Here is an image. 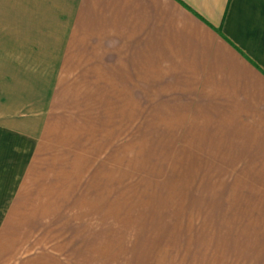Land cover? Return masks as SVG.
<instances>
[{
    "label": "crops",
    "instance_id": "1",
    "mask_svg": "<svg viewBox=\"0 0 264 264\" xmlns=\"http://www.w3.org/2000/svg\"><path fill=\"white\" fill-rule=\"evenodd\" d=\"M18 1L42 2L41 15L57 18L49 24L58 38H44L43 49H58L78 72L61 66L41 105L19 102L13 112L30 111L0 122V244L19 246L40 230L58 256L92 250L76 242L92 241L86 221L113 205L96 199L124 160L114 156L129 134L124 114L145 113L146 97H170L157 129L185 122L197 162L187 176L217 178L221 206L235 213L187 206L157 257L264 264V0ZM2 105L0 96V119ZM1 132L17 136L5 152Z\"/></svg>",
    "mask_w": 264,
    "mask_h": 264
},
{
    "label": "rangeland",
    "instance_id": "2",
    "mask_svg": "<svg viewBox=\"0 0 264 264\" xmlns=\"http://www.w3.org/2000/svg\"><path fill=\"white\" fill-rule=\"evenodd\" d=\"M42 12V2L0 0L2 123L30 111L28 106L24 111L13 112L19 102L41 105L45 98L41 96L49 90L48 76L57 74L61 66L69 73L78 72L73 60L57 59L58 49H43L44 38L49 43L58 34L54 31L57 27L49 24L57 18H50L46 10L43 17ZM64 63L67 65L63 66ZM147 98L152 105L145 113L124 114V118L130 115L124 120L129 134L121 142L123 147L115 141L114 152L115 160L118 156L124 160L114 163L113 185L108 182L99 187L96 200L113 205L104 210L98 207L84 225L93 235L92 241H97L76 242V246L91 245L92 250L83 248L75 255L61 250L58 256L57 241L47 244L41 239L43 232L38 230L19 246L16 242L1 241L0 264H57L58 258L63 264H168L169 258L157 257V249L163 247L158 251L160 254L168 252L171 234L177 233L175 226L181 227L185 222L187 206L203 205L216 217L235 213L221 206L217 178L187 176L188 162H197L190 157L191 148H186L185 122L172 132L157 129V114H169L163 106L171 98L146 97V104ZM1 137L4 152L13 147L9 143L17 141V136L11 133L1 132ZM219 205L221 214L217 213ZM0 211L2 214L5 210ZM20 246L24 247L18 253L16 249Z\"/></svg>",
    "mask_w": 264,
    "mask_h": 264
}]
</instances>
